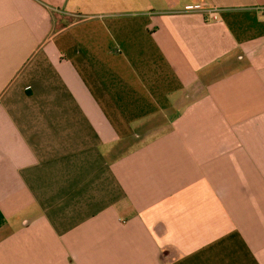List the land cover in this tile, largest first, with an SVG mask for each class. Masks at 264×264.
Listing matches in <instances>:
<instances>
[{
    "label": "crops",
    "instance_id": "crops-1",
    "mask_svg": "<svg viewBox=\"0 0 264 264\" xmlns=\"http://www.w3.org/2000/svg\"><path fill=\"white\" fill-rule=\"evenodd\" d=\"M0 264H264V0H0Z\"/></svg>",
    "mask_w": 264,
    "mask_h": 264
},
{
    "label": "built area",
    "instance_id": "built-area-1",
    "mask_svg": "<svg viewBox=\"0 0 264 264\" xmlns=\"http://www.w3.org/2000/svg\"><path fill=\"white\" fill-rule=\"evenodd\" d=\"M185 11H201L204 12L210 21H218V10L216 8L206 7L204 4H198L194 6H187Z\"/></svg>",
    "mask_w": 264,
    "mask_h": 264
}]
</instances>
